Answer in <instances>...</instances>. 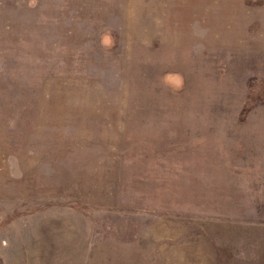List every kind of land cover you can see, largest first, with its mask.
Here are the masks:
<instances>
[{"label":"rangeland","instance_id":"374dc122","mask_svg":"<svg viewBox=\"0 0 264 264\" xmlns=\"http://www.w3.org/2000/svg\"><path fill=\"white\" fill-rule=\"evenodd\" d=\"M0 264H264V0H0Z\"/></svg>","mask_w":264,"mask_h":264}]
</instances>
